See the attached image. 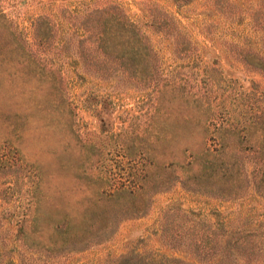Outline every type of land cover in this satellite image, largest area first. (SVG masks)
<instances>
[{"label":"rangeland","instance_id":"obj_1","mask_svg":"<svg viewBox=\"0 0 264 264\" xmlns=\"http://www.w3.org/2000/svg\"><path fill=\"white\" fill-rule=\"evenodd\" d=\"M109 6L136 25L161 76L183 90L226 104L232 91H264V0H0V264H116L134 254L208 264L215 252L228 264H258L264 198L181 182L177 166L147 167L164 181L146 178L141 195L118 200L103 239L85 240L86 191L105 179L107 189L117 187L134 172L133 148L148 117L168 136L165 162L182 160L184 146H202L204 114L191 97L163 90L155 100L146 84L89 63L85 14ZM37 30L49 32L44 45ZM26 167L40 178L36 188ZM142 198L144 211L131 214L127 207ZM199 236L212 251L196 247Z\"/></svg>","mask_w":264,"mask_h":264},{"label":"trees","instance_id":"obj_2","mask_svg":"<svg viewBox=\"0 0 264 264\" xmlns=\"http://www.w3.org/2000/svg\"><path fill=\"white\" fill-rule=\"evenodd\" d=\"M3 27H6V24L0 8V30ZM80 31L85 33V40L90 43V64L115 74L125 73L134 82L146 84L153 92L155 100L158 93L163 90H168L172 98L184 97V100H188L189 96L192 103H197L204 114V120L201 122L202 146L199 149L184 146L182 152L185 155L182 160L168 159L167 162L164 159L172 155V151L165 146L168 136H164L160 127L152 126V121L147 118L145 126L137 133L138 143L133 148V156L136 159L134 172L121 176L123 182L117 187L107 189L105 179L102 186L86 191L85 222L79 227L85 230V240L90 241L89 243L101 241L106 230L114 225L111 222L112 212L121 209L117 205L118 200L124 196L133 199L135 195H141L146 178L151 180L162 176L154 172L147 174V167L152 171L177 166L182 170L178 176L181 182L191 180L225 196L252 190L264 198V91L251 95L246 93L245 96L242 91L234 95L232 91L226 104L222 96H211L206 91L200 94L192 90H183L185 87L183 82L161 76L160 62L155 49L136 25L123 17L114 6L87 12L85 28ZM36 33L39 44L44 45L48 41L49 32L37 30ZM1 42L0 31V64L4 60ZM155 100L152 110L159 112ZM166 114L169 115V112ZM180 118L187 124L192 122V117L188 114H181ZM15 161L16 157L11 158L8 165L14 166ZM26 168L30 187L36 188L40 184V178L33 168ZM163 181L164 178L161 177V182ZM144 206L145 199L142 198L127 209L131 214H139L144 211ZM177 233L180 236V233ZM195 240L196 247L205 249L206 252L212 251V247L201 236ZM234 244L239 243L233 242L231 245ZM224 248L228 253L231 252L227 250L231 249L227 245ZM256 248L264 251V239L256 243ZM222 258L220 252H215L208 264H228ZM257 263L264 264V260ZM116 264L195 263H188L176 257L134 254L121 257Z\"/></svg>","mask_w":264,"mask_h":264}]
</instances>
